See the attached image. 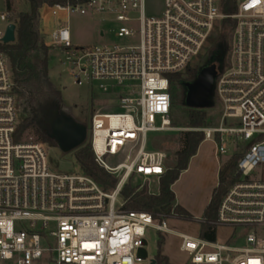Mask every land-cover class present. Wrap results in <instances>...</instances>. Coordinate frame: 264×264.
Segmentation results:
<instances>
[{
    "label": "built area",
    "instance_id": "obj_1",
    "mask_svg": "<svg viewBox=\"0 0 264 264\" xmlns=\"http://www.w3.org/2000/svg\"><path fill=\"white\" fill-rule=\"evenodd\" d=\"M72 1L56 8L110 16L126 41L76 47L69 23L51 37L77 83H98L116 104L117 112L94 113L88 140L96 163L118 181L105 192L83 173H55L45 144L17 139L19 102L10 60L0 52V264H137L148 256V230L174 234L170 218L126 210L122 193L132 178L159 182L168 172L166 152L152 148L149 136L180 131L172 124L169 75L184 72L227 21L233 30L216 85L219 123L197 131L219 155L240 156L213 223L233 235L225 245L178 236L190 264H264V0H163L153 14L147 0ZM8 20L0 14L6 29ZM109 157L122 162L113 166Z\"/></svg>",
    "mask_w": 264,
    "mask_h": 264
},
{
    "label": "rangeland",
    "instance_id": "obj_2",
    "mask_svg": "<svg viewBox=\"0 0 264 264\" xmlns=\"http://www.w3.org/2000/svg\"><path fill=\"white\" fill-rule=\"evenodd\" d=\"M8 1L12 4L13 16L27 13L30 10L27 0H0V14L8 12ZM68 2L75 4V1L63 0V2H57L53 7L44 5L40 9V31L44 42L48 46H52L49 53V77L54 88L61 93L62 107L69 111L78 122L86 125L90 133L94 113L97 111L117 112L116 104L113 99L101 92L98 83L87 82L84 79L82 85L77 83L75 77L72 76L71 66L65 61L64 53L53 44L51 37L62 24L69 23L72 41L76 47L124 45L126 41L119 39L113 32L116 24L110 22V16L102 14L82 16L78 13L70 14L66 10L56 8L57 6L64 8L68 5ZM147 5L148 14H153L162 10L163 0H147ZM8 16V22L15 24L9 14ZM6 27L7 23L0 21V33H4ZM219 33L220 29L218 28L212 36L216 34L218 36ZM211 47L212 44H206L200 56L190 64V68L197 69L199 74L206 70V74L214 80L216 86L219 73L228 66L230 52L218 55L214 61H210L208 51ZM180 100L182 102V99ZM212 101L213 106L206 109V126L202 128L215 126L219 123L220 105L217 102L216 93H214ZM181 102L172 110V124L180 131L149 136L154 141V147L152 148L166 152L168 171L173 170L177 164V153L182 148L181 141L184 133H200L197 129H201L189 127V109ZM21 123L20 116L19 125ZM19 141L43 143L34 128L28 129ZM88 142L90 141L88 140ZM43 144L46 145L48 163L55 173L69 175L82 173L74 152L64 154L58 147L51 146L48 143ZM231 158V155H219L216 144L213 142L204 141L201 144L197 154L190 160L188 169L182 173L180 179L172 188L176 196V204L186 209L192 219L182 220L176 213L172 212L170 219L167 220V226L174 234H160L155 230H148L146 234L147 245L145 247L148 256L145 261L137 264H152L157 255L158 242L161 237L164 241L163 255L167 256L172 264H190L188 254L181 251L182 241L178 235H188L196 239L202 237V221L205 209L219 185L220 169ZM108 162L116 166L122 162V159L109 157ZM127 186L138 190L146 189L150 194L156 195L159 193L160 181L158 182L157 177L150 178L147 183L142 178H132L128 181ZM232 235V229L219 228L215 241L220 245H225Z\"/></svg>",
    "mask_w": 264,
    "mask_h": 264
},
{
    "label": "trees",
    "instance_id": "obj_3",
    "mask_svg": "<svg viewBox=\"0 0 264 264\" xmlns=\"http://www.w3.org/2000/svg\"><path fill=\"white\" fill-rule=\"evenodd\" d=\"M27 1L30 5L29 12L17 16H13L12 4L8 1L7 13L17 26L16 41L13 44L0 43V52L6 54L11 63L18 102L25 114L28 115L26 118L21 116L22 123L17 128L16 137L19 140L28 129L34 128L43 143L57 147L47 134L45 126H47L49 115L55 109L62 107L63 103L61 93L54 88L49 77V53L52 46H48L44 42L40 31V9L44 5L53 7L57 2H63V0ZM229 1L233 3L234 0ZM219 29L218 36H216L217 34L212 36L207 43L212 44L208 51L210 61H214L218 55L230 52L231 49L232 22H224ZM213 39L215 40L213 41ZM197 74V69L190 68L189 65L184 72L169 75L172 110L176 105H180V99L184 103L185 85L194 82ZM182 102L181 104H183ZM187 109H189V127L202 128L206 126V110ZM203 142L204 134L201 132L184 133L181 141L182 148L177 153V164L173 170L168 171L161 178L159 193L154 195L146 189L138 190L126 185L122 193L126 201L125 209L146 212L159 220L170 218L172 212L182 220L192 219L186 209L176 204V196L172 188L182 173L188 169L190 160L197 154ZM74 154L84 175L94 180L105 192H111L115 188L118 180L96 163L90 142L87 141ZM239 158L240 156H233L220 169L219 185L205 209L201 234L202 238L209 241H215L217 230L213 223L217 219L218 208L223 197L237 180L236 171ZM161 238L155 257L156 264H172L169 258L163 255L164 241Z\"/></svg>",
    "mask_w": 264,
    "mask_h": 264
},
{
    "label": "water",
    "instance_id": "obj_4",
    "mask_svg": "<svg viewBox=\"0 0 264 264\" xmlns=\"http://www.w3.org/2000/svg\"><path fill=\"white\" fill-rule=\"evenodd\" d=\"M16 31V24H10L2 38V43L13 44L16 41ZM185 86L184 105L187 108L206 110L213 106L212 100L216 93V86L214 80L206 74V70L200 74L198 72L196 80ZM18 106L20 116L28 117L20 103ZM46 123L47 134L64 154L75 152L88 141L87 126L78 122L64 107L55 109ZM152 264H156V261L153 260Z\"/></svg>",
    "mask_w": 264,
    "mask_h": 264
},
{
    "label": "flooded vegetation",
    "instance_id": "obj_5",
    "mask_svg": "<svg viewBox=\"0 0 264 264\" xmlns=\"http://www.w3.org/2000/svg\"><path fill=\"white\" fill-rule=\"evenodd\" d=\"M88 128V127H87ZM88 137H89V128H88Z\"/></svg>",
    "mask_w": 264,
    "mask_h": 264
},
{
    "label": "snow or ice",
    "instance_id": "obj_6",
    "mask_svg": "<svg viewBox=\"0 0 264 264\" xmlns=\"http://www.w3.org/2000/svg\"><path fill=\"white\" fill-rule=\"evenodd\" d=\"M87 247V245H85Z\"/></svg>",
    "mask_w": 264,
    "mask_h": 264
}]
</instances>
